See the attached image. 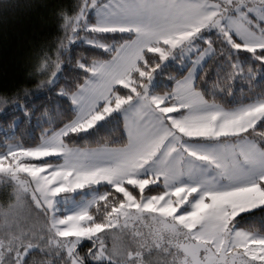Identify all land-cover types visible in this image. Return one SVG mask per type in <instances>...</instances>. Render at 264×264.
<instances>
[{"label":"snow or ice","instance_id":"6c2138e0","mask_svg":"<svg viewBox=\"0 0 264 264\" xmlns=\"http://www.w3.org/2000/svg\"><path fill=\"white\" fill-rule=\"evenodd\" d=\"M56 16L62 38L0 92V264H264V227L241 224L264 220V0H77ZM76 42L99 55L73 59ZM101 121L118 131L90 139Z\"/></svg>","mask_w":264,"mask_h":264},{"label":"trees","instance_id":"16d2710c","mask_svg":"<svg viewBox=\"0 0 264 264\" xmlns=\"http://www.w3.org/2000/svg\"><path fill=\"white\" fill-rule=\"evenodd\" d=\"M76 2L77 0H9V3L0 7V92L11 91L27 81L33 50L40 44H54L58 38L63 36L56 16L57 9L63 5L71 8ZM99 52V49H92L88 45H80L79 42H76L73 46L72 55L73 59H79L81 56L99 55ZM180 71V64L178 61L174 62L159 78L162 85L168 82L169 73L178 74ZM241 88L247 91L248 85L237 83L233 95L240 97L242 95ZM34 92L36 95L29 99L38 104H45L55 113L66 111L71 114L72 110L67 108L69 101L58 100L55 98L57 94L46 93L45 89H34ZM37 96H39L38 100L36 99ZM231 99L229 97V100ZM17 115L19 114L17 113ZM5 119L12 122V117L5 118L0 114V140L3 139L7 127ZM104 124L105 122L102 121L97 125L99 132L89 130V133H94L90 139L99 140L104 135H114L118 131V129H108L104 127ZM28 131L32 135H39L40 129L35 126V120L29 126ZM82 139L83 135L77 139V143L81 142ZM5 195L4 188L0 186V201L5 198ZM257 212L259 210H253L251 214H242L247 219L241 221V224L264 227V220L256 215Z\"/></svg>","mask_w":264,"mask_h":264},{"label":"rangeland","instance_id":"374dc122","mask_svg":"<svg viewBox=\"0 0 264 264\" xmlns=\"http://www.w3.org/2000/svg\"><path fill=\"white\" fill-rule=\"evenodd\" d=\"M178 63H179V62H178ZM179 64H180V63H179ZM180 66H181V65H180ZM101 122H102V121H101ZM101 122H100V123H101Z\"/></svg>","mask_w":264,"mask_h":264}]
</instances>
